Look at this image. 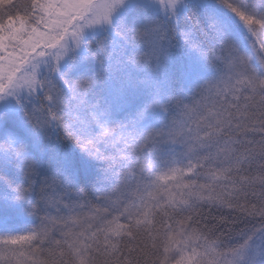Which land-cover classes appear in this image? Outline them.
<instances>
[{
  "label": "snow or ice",
  "instance_id": "1",
  "mask_svg": "<svg viewBox=\"0 0 264 264\" xmlns=\"http://www.w3.org/2000/svg\"><path fill=\"white\" fill-rule=\"evenodd\" d=\"M0 264H264V0H0Z\"/></svg>",
  "mask_w": 264,
  "mask_h": 264
}]
</instances>
